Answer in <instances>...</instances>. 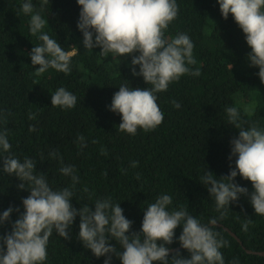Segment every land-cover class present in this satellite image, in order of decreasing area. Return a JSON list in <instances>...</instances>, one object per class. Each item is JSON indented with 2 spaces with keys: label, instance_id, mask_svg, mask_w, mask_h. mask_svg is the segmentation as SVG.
Returning <instances> with one entry per match:
<instances>
[{
  "label": "trees",
  "instance_id": "16d2710c",
  "mask_svg": "<svg viewBox=\"0 0 264 264\" xmlns=\"http://www.w3.org/2000/svg\"><path fill=\"white\" fill-rule=\"evenodd\" d=\"M24 2L0 0V132L7 131L11 154L36 161L35 171L46 174L54 190L71 188L77 209L88 204L94 210L98 199L120 204L124 216L133 222L132 232L141 231L148 204L160 195H170V208H186L227 242L220 249L225 264H264V256L255 254L264 253V216L255 214L245 196L221 216L201 181L206 166L217 178L229 174L230 163L235 166V158L229 161L228 157L230 141L238 131L228 125L227 106L239 110L246 127L254 124L264 129V84L259 69L249 66L251 49L231 14L224 20L217 0H176L178 16L165 36L171 40L179 33L189 35L196 60L189 67L200 75H184L158 93L162 124L150 132L138 129L131 136L119 130L121 116L109 111L122 84L133 89L151 87L142 77L132 76L131 57L101 55L99 48H83L77 0H49L47 4L32 0L46 20L43 31L66 51L75 52L68 74L49 69L35 75L29 53L42 42L30 33V16L21 11ZM60 87L77 97L75 108L51 105V94ZM80 136L84 137L83 147ZM52 152L59 156L53 158ZM5 155L8 153L0 151V158ZM62 166L75 169L79 178L75 186L61 173ZM235 182L249 193L253 191L251 182L239 175ZM19 183L14 175L0 172V215L9 206L19 208V213H12L13 222L24 211L22 200L30 195L18 190ZM213 219L219 225L210 224ZM249 220L244 231L242 225ZM79 223L76 217L69 240L53 233L45 264H104L106 257L97 258L78 239ZM10 231V224L0 227V235ZM175 231L174 243L168 246L171 249L180 247L182 227ZM111 243L120 249L116 241ZM180 253L185 258L190 255L184 249ZM111 264L121 261L112 256Z\"/></svg>",
  "mask_w": 264,
  "mask_h": 264
},
{
  "label": "clouds",
  "instance_id": "9594fccd",
  "mask_svg": "<svg viewBox=\"0 0 264 264\" xmlns=\"http://www.w3.org/2000/svg\"><path fill=\"white\" fill-rule=\"evenodd\" d=\"M217 2L223 19L227 20L231 14L245 35L251 49L247 55L249 66L259 69L258 77L264 84V0ZM77 3L81 8L77 28L83 36V48H99L101 55L131 57L132 76L142 77L151 86L133 89L122 84L118 88L109 111L121 116L119 130L131 136L138 129L154 131L164 120L157 94L167 91L170 84L184 75H200L199 70L189 67L196 64L189 35L179 33L171 40L165 36L178 16L176 0H77ZM21 11L30 16V33L42 42L29 53L35 75L40 76L49 69L68 74L75 52L66 51L57 39L43 31L46 20L34 9L32 0H26ZM76 104L77 97L63 87L51 94L54 107L68 110ZM173 104L180 107L175 101ZM225 112L228 125L238 131V136L230 141L228 157L229 161L235 158V166L230 163L229 174L219 178L206 170V166L201 181L207 185L206 190L215 199L221 216L241 196L249 199L256 215L264 216V129L254 124L246 127L234 106H227ZM7 136V131L0 132V151L8 153L0 158V172L14 175L20 181L18 190L28 191L30 195L22 200L24 211L14 222L12 213H19V208L9 206L0 215V227L11 225L10 232L0 235V264H45L50 237L55 233L64 240L71 239L70 229L76 217L80 220L78 239L97 258L106 257L104 264H111L112 256L121 264H225L220 249L227 242L218 239V233L190 215L186 208H170L173 203L170 195H160L148 204L144 208L141 231L132 232L133 222L124 216L120 204L110 199H98L94 210L88 204L79 209L73 207L71 188L50 187L47 175L35 171L36 161L28 157L21 160L11 154ZM78 140L83 147L84 137ZM51 156L56 158L59 154L52 152ZM60 171L71 178L73 186L79 182L72 166H62ZM238 175L251 182V193L235 182ZM250 222L242 225L244 231ZM210 224L215 225L216 220ZM178 227H182L178 242L190 254L188 258L168 247L174 243ZM113 240L120 245L119 250L111 243Z\"/></svg>",
  "mask_w": 264,
  "mask_h": 264
},
{
  "label": "water",
  "instance_id": "95a60500",
  "mask_svg": "<svg viewBox=\"0 0 264 264\" xmlns=\"http://www.w3.org/2000/svg\"><path fill=\"white\" fill-rule=\"evenodd\" d=\"M215 225H219L218 223H216ZM233 237H235L238 241H240V239L237 237V235L236 234H234L230 229H228V228H225ZM182 248H181V246L180 247H178V248H176V249H172V250H178V251H180ZM249 253H253L252 251H249ZM255 254H258V255H262V256H264V253H261V252H257V253H255Z\"/></svg>",
  "mask_w": 264,
  "mask_h": 264
},
{
  "label": "rangeland",
  "instance_id": "374dc122",
  "mask_svg": "<svg viewBox=\"0 0 264 264\" xmlns=\"http://www.w3.org/2000/svg\"><path fill=\"white\" fill-rule=\"evenodd\" d=\"M238 98H239V95H237V101H238ZM238 105H239V102H238Z\"/></svg>",
  "mask_w": 264,
  "mask_h": 264
}]
</instances>
